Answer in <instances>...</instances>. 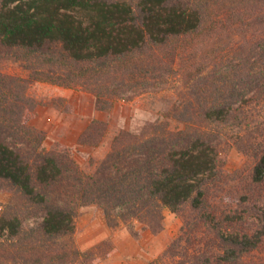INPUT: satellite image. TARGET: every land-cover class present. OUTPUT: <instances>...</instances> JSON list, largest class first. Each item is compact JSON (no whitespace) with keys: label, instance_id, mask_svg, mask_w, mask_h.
Returning <instances> with one entry per match:
<instances>
[{"label":"trees","instance_id":"1","mask_svg":"<svg viewBox=\"0 0 264 264\" xmlns=\"http://www.w3.org/2000/svg\"><path fill=\"white\" fill-rule=\"evenodd\" d=\"M7 59L28 74L0 68V190L11 192L0 264H98L114 243L75 240L91 204L112 228L137 220L160 233L165 208L181 215V234L147 264H264V206L251 208L253 226L212 203L225 141L255 153L251 183L264 187V144L247 131L264 106V0H0ZM37 81L89 92L98 110L171 82L176 99L138 130L119 129L86 173L30 123ZM106 130L93 118L78 143L96 146Z\"/></svg>","mask_w":264,"mask_h":264},{"label":"rangeland","instance_id":"2","mask_svg":"<svg viewBox=\"0 0 264 264\" xmlns=\"http://www.w3.org/2000/svg\"><path fill=\"white\" fill-rule=\"evenodd\" d=\"M0 68L21 77L28 74L22 65L13 59L3 60ZM173 85L171 82L164 89L142 93L130 101H116L110 110H101L103 119L99 120L107 123V130L102 141L96 146L81 145L78 141L77 144L66 145L55 140L54 120L57 115L71 118L78 107L75 103L68 102L66 98L55 95L56 89H63V86L39 81L30 84L27 95L35 101L34 115L30 123L45 132L43 145L47 149L68 150L84 172L92 173L97 163L104 158L105 155L103 157L102 155L105 148L109 147L110 150L112 139L119 129L138 130L145 122L155 119L158 114L170 108L176 99ZM73 90L75 93L78 91L90 94L79 89ZM79 99L80 102L84 101L82 98ZM261 109V115L256 118L257 120H253L247 131L253 137H259L260 143L264 144V106ZM170 127L179 129L183 128L184 124L170 120ZM219 149L218 173L222 183L216 189L217 196L214 201L212 199V203L220 212L243 214L254 226L257 220L253 214L249 215L253 211L251 208L254 204L264 206V187L251 183L255 153L240 150L234 145L233 140L223 142ZM10 197V191L0 190L1 208ZM163 213V230L154 233L137 220L130 223L121 222L112 228L108 226L99 206L94 204L83 206L76 217L75 240L81 249H87L105 239H110L114 243L115 252L98 264H147L181 234L183 225L181 215L171 212L168 208H165ZM33 220L34 218H30L27 221L32 223Z\"/></svg>","mask_w":264,"mask_h":264},{"label":"crops","instance_id":"3","mask_svg":"<svg viewBox=\"0 0 264 264\" xmlns=\"http://www.w3.org/2000/svg\"><path fill=\"white\" fill-rule=\"evenodd\" d=\"M62 88L56 89L55 95L66 98L68 102L75 103L78 107L71 118H63L57 115L54 120L56 122L55 140L66 145H73L77 144L80 134L92 118L103 119V111L93 108L90 94L79 93L78 91L75 93L73 89ZM79 98L84 99V101L80 102ZM48 118L51 119V117ZM108 151L109 147L105 148L102 157Z\"/></svg>","mask_w":264,"mask_h":264}]
</instances>
